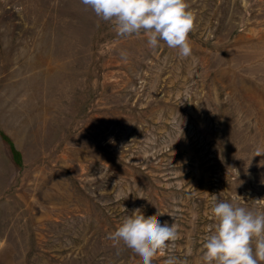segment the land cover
Wrapping results in <instances>:
<instances>
[{"label": "rangeland", "instance_id": "obj_1", "mask_svg": "<svg viewBox=\"0 0 264 264\" xmlns=\"http://www.w3.org/2000/svg\"><path fill=\"white\" fill-rule=\"evenodd\" d=\"M187 2L182 57L80 0H0V264H142L107 239L135 208L178 226L152 264H200L214 195L264 212V0Z\"/></svg>", "mask_w": 264, "mask_h": 264}, {"label": "clouds", "instance_id": "obj_2", "mask_svg": "<svg viewBox=\"0 0 264 264\" xmlns=\"http://www.w3.org/2000/svg\"><path fill=\"white\" fill-rule=\"evenodd\" d=\"M98 21L111 23L119 37L147 36L150 48L163 41L169 48L179 49L182 57L191 56L189 34L195 27V13L187 0H80ZM122 59L128 53L121 51ZM264 156L257 147L253 157ZM211 214L214 227L203 241L200 264H264V212H254L213 196ZM174 220V217H172ZM175 222L163 224L159 216H145L135 208L124 216L121 224L108 233L114 246L123 242L142 261L152 264L153 258L166 249H174L178 239ZM164 264H179L168 256Z\"/></svg>", "mask_w": 264, "mask_h": 264}]
</instances>
